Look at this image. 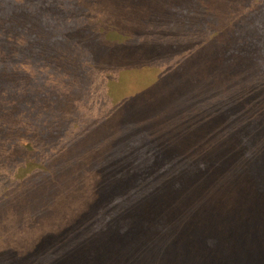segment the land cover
I'll return each mask as SVG.
<instances>
[{"label": "rangeland", "instance_id": "1", "mask_svg": "<svg viewBox=\"0 0 264 264\" xmlns=\"http://www.w3.org/2000/svg\"><path fill=\"white\" fill-rule=\"evenodd\" d=\"M0 264H264V0H0Z\"/></svg>", "mask_w": 264, "mask_h": 264}]
</instances>
